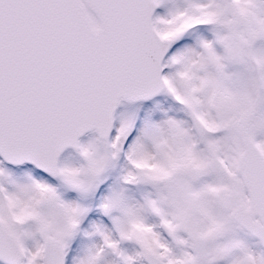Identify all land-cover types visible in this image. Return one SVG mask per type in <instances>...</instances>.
<instances>
[{
    "label": "snow or ice",
    "instance_id": "snow-or-ice-1",
    "mask_svg": "<svg viewBox=\"0 0 264 264\" xmlns=\"http://www.w3.org/2000/svg\"><path fill=\"white\" fill-rule=\"evenodd\" d=\"M0 264H264V0H0Z\"/></svg>",
    "mask_w": 264,
    "mask_h": 264
}]
</instances>
